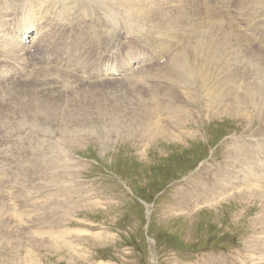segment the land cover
<instances>
[{"label":"rangeland","instance_id":"1","mask_svg":"<svg viewBox=\"0 0 264 264\" xmlns=\"http://www.w3.org/2000/svg\"><path fill=\"white\" fill-rule=\"evenodd\" d=\"M28 1L0 0V3L6 7H3V16L16 13L20 24L32 23L34 26V30L30 29L28 33L29 37L16 34L20 43L21 40L31 41L39 37V44L34 49L35 58L25 60L31 67L43 63V52L55 50L52 54L59 59L61 51H72L71 45L74 44H85L88 47L87 57L99 61L95 63L93 60L90 66L85 67L86 70L93 67L94 73L100 71L104 74L106 65L102 66L103 62L109 59L120 62L119 55L109 57L104 53L106 56L100 58L94 43L83 39L86 32L91 31L96 36L104 32L91 29V22L97 24L96 20L103 16L94 17L95 12L88 17L81 14L82 0H60L56 4L58 8L68 7L76 16L72 29L65 31L46 25L50 21V4L53 0ZM47 1L49 6L44 7ZM234 1L226 0L231 4ZM42 8L46 10L43 9L45 13ZM241 24V35L255 28L253 23L241 21ZM246 25L248 28H245ZM130 35L117 36L115 41H123L113 46H120L123 52L132 53L133 60L140 59V53H146L147 59L155 58L149 53L148 46L143 45L151 38L150 35L137 42ZM6 44L7 41L2 46ZM124 56L127 58L130 55ZM61 64L65 65L64 62ZM84 64L88 65L82 62L80 66ZM31 67L29 74L32 73ZM83 79L71 81L68 86L73 87L69 89L72 91L60 96L51 95L60 88L57 85L59 81L48 79L43 88L48 94L17 88L19 91L12 96L8 92L5 98L0 97V167H3L0 169V264H264V260L258 257L259 250H252L254 244L264 241L263 196L236 193L213 201L216 198L212 199L207 194L218 184L216 179L221 180L218 174L226 173L220 164L227 148L235 147L231 140L240 144L251 139L264 142V131L259 134V129H262L260 119L252 114L248 119H232L210 111L198 127L192 121L185 122L191 129L196 128L197 133L154 139L155 133L165 132L166 129L176 130L179 120L194 118L196 113L202 111L201 108L183 107L176 119L164 120L159 117V112L172 96L178 103L171 88L165 93H153L154 107L147 108L141 99H147V96L142 92H134L130 96L133 103H130L126 93L117 88L109 89L111 85L115 86L114 81L96 85L101 90L86 91L89 80L85 76ZM8 83H11V78ZM8 83H4L7 84L5 88H8ZM0 85H3L2 81ZM31 85L32 82L21 84ZM121 87L129 89L127 86ZM64 91H68V88ZM22 93L31 95L13 99ZM40 104L51 114L46 119L47 126L57 133L60 132L57 127L61 128L62 136H59L63 138L54 135L51 139L46 132V139L42 137L44 140L33 136L36 146H29L27 142L23 145L22 142L28 139V131L22 121H30L31 117L15 119L14 114H32L31 111ZM62 110L65 115L63 121ZM86 115L89 118H83ZM142 117L150 118V128ZM8 119L9 122H6ZM91 126L94 129L90 130ZM54 140V150L44 154L43 151H50L48 146H53ZM34 148L35 152L32 150ZM252 148L263 149L264 146L247 147ZM47 162H51L53 169L56 167V176L48 173V177L39 181L38 187L44 190L42 197L37 196V200L33 198L36 190L30 194L21 192L27 183L18 185L16 191L14 187L11 188L14 182L29 177L25 171L30 168L25 164L34 165H31V171L33 178H37L35 171L43 168L42 165L46 168ZM17 163L20 164L18 171H14L13 166ZM56 189L62 190L55 192ZM259 192H264V189ZM15 193L17 197L11 201L10 196H15ZM21 199L28 202L19 204ZM37 203L41 205L35 206ZM40 218L56 220L59 224L56 226L49 222L43 226ZM5 226L10 227L7 229ZM68 231L73 232L69 234Z\"/></svg>","mask_w":264,"mask_h":264},{"label":"bare ground","instance_id":"2","mask_svg":"<svg viewBox=\"0 0 264 264\" xmlns=\"http://www.w3.org/2000/svg\"><path fill=\"white\" fill-rule=\"evenodd\" d=\"M53 1L54 2L50 4V21L48 20L49 22L46 25L54 26L64 31L71 30L72 26H74V21L76 20V16L72 12L73 10L71 11L68 7H55L56 4L61 1ZM82 1L83 2L81 3L84 4L81 8V14L88 17L89 15L91 16L93 12H95L94 17L103 16L99 20H96L97 24H93L90 21L92 25L91 29H96L98 32H104L103 35L96 36L95 33L89 31L84 34L83 39L94 43L96 54L100 55V58L106 56L104 53H107L109 57H117L119 55L118 57L120 62L117 63L112 59L107 60L106 63L103 62L102 66L106 65V71L104 74H101L100 71H97L98 73H94L93 67L91 70H86L85 67L90 66L94 59H89L87 57L88 47L85 44H74L71 45L73 52L70 51V49L62 50L59 59L54 58V55L52 54L53 51L56 52L55 50H52L50 53L43 52V63L40 65H32L31 67L30 64L25 63V60L35 58L36 55L34 49L39 44V37L36 36L31 41L28 39H26V41L21 40V44L18 41L16 34H19L25 38L29 37L28 33H30V29L34 30V26L32 23L20 24L21 20H19V17L16 13H10L3 16L5 13L3 7L4 9L6 7L0 3V61H2L0 64V81H2L3 84L0 85V88L6 86L7 84L4 83H8L9 78H11V83H8V88L4 87L5 89H0V97L5 98L8 92L12 96L19 90L31 92H33V90L44 91V95L48 94V92L43 89L48 79L59 81V83H57V85L60 87L57 88L58 93L55 92L51 95L60 96L72 91L69 89L73 87L68 86V84H71V81H81V77L82 80H84L83 76H85L89 80L86 83V87L88 88L86 91L101 90L99 87H97L99 83L114 81L113 84L115 86L111 85L109 89L117 88L118 90L126 93V99L131 101L130 103H133V101L130 99V96H132L134 92L139 91L145 94L147 99H143L142 97L141 99L147 108L154 107L153 93L159 91L165 93L168 92L169 88H171L174 96L178 100V103L172 96L171 100L159 112V117L164 120L176 119L184 110V108H201L202 111L196 113L194 118L179 120L176 130L166 129L165 132L160 131L155 133L154 139L166 136L175 138L181 137L185 133L186 135L190 133H197L198 131H196V128L191 129V127H188L187 123L185 122L192 121V124H195L197 125L196 127H198L203 123L204 118L207 117V114L210 113V111L216 115L218 114V116H227L232 119L233 117L248 119L250 114H252L256 119H260L262 129L259 127V134L263 133L264 0H235L233 4H231V2L227 3L226 0ZM48 6L49 4L47 1L44 7ZM43 9L44 8H42V10ZM98 11L101 12L97 14ZM28 21L30 22L31 20ZM241 21H244L245 23H253L255 26L254 30L249 29L246 32H243V35H241L240 30H242L241 25L243 24H241ZM247 25L245 28H248ZM16 27H18L17 32H14ZM132 30H134V32ZM130 34L133 35L136 42L138 40L143 41L142 38H146L150 35L151 38L144 42L143 45L148 46L149 53L155 55V58L147 59L145 57L147 56L146 53H140L142 54L141 58L133 60L131 57L133 56L132 53H125L120 49V46H113L115 44H120L123 41L122 40L120 43L115 41L117 36ZM6 41L7 44L2 46ZM57 49L59 48H56V50ZM125 54L130 56L126 58L124 56ZM62 62H64L65 65H62ZM82 62H86L88 65L84 64L80 66ZM93 62L98 63L99 61L96 62V60H94ZM120 63L123 64L120 65ZM158 64L160 65V68L158 67ZM78 66H80L79 69ZM95 66L97 67V65ZM19 67L21 69H19ZM30 67L32 71L31 74H29ZM119 72H121V74ZM24 82H32V85L21 86V84L24 85ZM157 84L164 85L165 87H158ZM121 86H127L129 89H134L136 91H130L129 89ZM17 88H19V90ZM66 88H68V91H64ZM25 94L29 93L19 94L13 99L17 100L18 97H22ZM135 99H137V97ZM7 102L10 103L11 100L8 99ZM46 103L49 102L46 101ZM42 106L43 105L40 104V106L35 107V109L31 111L32 114L29 113V115L23 112H17L14 114L15 119L21 117L24 119L29 116L31 117L30 121L20 120L23 122V125L25 124L27 126L26 130L28 131V139L25 136L27 140L22 142L23 145H26L27 142V145L29 144V146H36L34 145L35 141L33 140V136L35 138L38 136L41 138L44 137L46 139V132L47 134H50L51 139L54 137V135L57 137L62 136L61 128L57 127V129L60 131L57 133V131L54 132L50 127L47 126L46 119L47 117H50L51 114L49 113L48 109L46 110ZM44 106H46V104ZM80 111L82 110L80 109ZM54 113L55 112L52 111V114ZM61 114L63 121V117L65 116L63 110ZM83 118L89 117L86 115ZM38 119L39 123H37ZM40 119H43L44 121L42 122ZM142 120L150 128V118L142 117ZM6 122H9V119ZM89 129H94V126H91ZM159 129H163V127ZM171 132H173L172 135H170ZM41 140L44 139L42 138ZM251 140L250 142L241 144L231 140L235 147L227 148L223 163L220 164V166H223L226 169V173L218 174V177H220L221 180L217 178L216 181L218 184L211 188L212 190L210 193H207L209 194L208 197H212V199L216 198L213 201L227 198L228 196L235 195L236 193L251 197L263 196L262 199L264 200V192H259L260 190L264 189V148L247 149V147L256 145L264 146V142ZM147 141L149 140H146V142ZM54 145L55 140L53 146H48L50 147V151H43L44 154L47 152L51 153L54 150ZM41 146L42 145H40V147ZM32 150L34 152L36 151L35 148ZM49 154H47V156ZM13 158L16 157L14 156ZM5 162H7V160ZM51 162L53 163V161ZM51 162H47L45 164L46 168H44V165H42L43 168H38L39 170H37L36 164L35 168L37 171L35 172L37 173V178H33V172L31 171L33 168L32 166L34 165L32 163L25 164V167L30 168L27 172L25 171V173L29 174V177L25 178L24 180L14 182L11 188L14 187L16 191L18 185L27 183L29 187L25 185V188H21V192L24 191L30 194L32 190H36L33 198L37 200V196L42 197V192H44V190H42L41 186L38 187L39 181H42V179L47 176L48 173H52V175L56 173V170H54L56 167L53 169ZM18 165L20 164L17 163V165L13 166L14 171L18 169ZM2 168L3 167H0V169ZM41 169H46L48 171H43ZM20 171L23 172L22 170ZM54 175L56 176V174ZM32 183L35 185H31ZM60 190L62 189H56L55 192ZM38 191L39 193H37ZM12 193L13 191L9 192L7 195ZM16 195L17 193H15V196H10L11 201L17 197ZM23 201L24 199H21L18 203L26 204L28 202ZM40 205L41 204L37 203L35 206ZM39 220L43 222L41 224L43 226L49 222L54 223L56 226L59 224V222L56 220H50L46 218H40ZM17 221H20V219H17ZM22 221L24 222V220ZM5 227L9 229L10 226ZM69 232L70 231H68V233ZM62 236H64V234H62ZM262 239L263 238H261V240ZM262 242L263 243H256V245L254 242L252 250L253 252H255L254 250H259L258 257H261L264 260V247L260 248V246H264V241L262 240Z\"/></svg>","mask_w":264,"mask_h":264}]
</instances>
